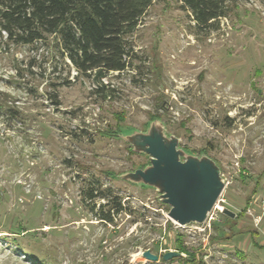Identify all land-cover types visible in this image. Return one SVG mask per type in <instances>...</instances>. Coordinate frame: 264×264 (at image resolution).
Masks as SVG:
<instances>
[{"label":"rangeland","instance_id":"374dc122","mask_svg":"<svg viewBox=\"0 0 264 264\" xmlns=\"http://www.w3.org/2000/svg\"><path fill=\"white\" fill-rule=\"evenodd\" d=\"M132 44L134 68L103 78L113 95L64 68L72 82L57 87L58 103L45 51L0 49V264H264V5L238 0L201 31L156 0ZM154 118L221 168L225 185L200 225L170 218L153 188L112 176L148 160L119 127ZM89 187L107 197L84 200ZM114 196L126 210L102 222L95 211ZM167 250L180 255L162 260Z\"/></svg>","mask_w":264,"mask_h":264},{"label":"trees","instance_id":"16d2710c","mask_svg":"<svg viewBox=\"0 0 264 264\" xmlns=\"http://www.w3.org/2000/svg\"><path fill=\"white\" fill-rule=\"evenodd\" d=\"M156 0H0V49L12 45H32L46 52L55 77L50 99L58 103L57 87L71 84L67 74L73 68L74 78L85 76L95 83L101 98L113 95L103 78L133 67L138 59L132 35ZM185 12L193 27L209 31L219 26L238 0H172ZM248 1V0H243ZM264 5V0H259ZM30 63L29 65H33ZM131 151V150H130ZM89 187L84 200H103L105 191ZM94 204L90 207L94 211ZM110 204L107 211L103 207ZM95 215L105 223L113 213L126 210L118 197L99 204Z\"/></svg>","mask_w":264,"mask_h":264},{"label":"water","instance_id":"95a60500","mask_svg":"<svg viewBox=\"0 0 264 264\" xmlns=\"http://www.w3.org/2000/svg\"><path fill=\"white\" fill-rule=\"evenodd\" d=\"M117 136L132 152L145 154L148 160L112 176L143 188H153L159 201L168 206L170 218L177 223H204L225 185L218 163L206 153L196 155L180 146L179 138L167 131L160 118L150 119L143 129L119 127ZM141 254L152 261L160 258L150 249ZM178 255L180 252L176 250H167L161 258L169 260Z\"/></svg>","mask_w":264,"mask_h":264},{"label":"built area","instance_id":"2783aa9c","mask_svg":"<svg viewBox=\"0 0 264 264\" xmlns=\"http://www.w3.org/2000/svg\"><path fill=\"white\" fill-rule=\"evenodd\" d=\"M204 222H206V220Z\"/></svg>","mask_w":264,"mask_h":264}]
</instances>
